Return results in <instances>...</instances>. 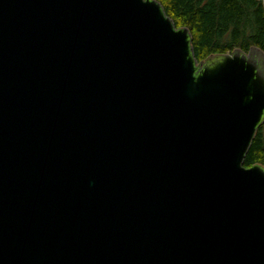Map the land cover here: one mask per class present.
I'll list each match as a JSON object with an SVG mask.
<instances>
[{"label": "water", "instance_id": "water-1", "mask_svg": "<svg viewBox=\"0 0 264 264\" xmlns=\"http://www.w3.org/2000/svg\"><path fill=\"white\" fill-rule=\"evenodd\" d=\"M191 42L155 0H0V264H264V51Z\"/></svg>", "mask_w": 264, "mask_h": 264}, {"label": "trees", "instance_id": "trees-1", "mask_svg": "<svg viewBox=\"0 0 264 264\" xmlns=\"http://www.w3.org/2000/svg\"><path fill=\"white\" fill-rule=\"evenodd\" d=\"M177 29H188L198 63L213 55L251 47L264 51V6L260 0H155ZM264 167V124L245 156L244 166Z\"/></svg>", "mask_w": 264, "mask_h": 264}, {"label": "built area", "instance_id": "built-area-1", "mask_svg": "<svg viewBox=\"0 0 264 264\" xmlns=\"http://www.w3.org/2000/svg\"><path fill=\"white\" fill-rule=\"evenodd\" d=\"M260 2L262 3V5L264 6V0H260Z\"/></svg>", "mask_w": 264, "mask_h": 264}]
</instances>
